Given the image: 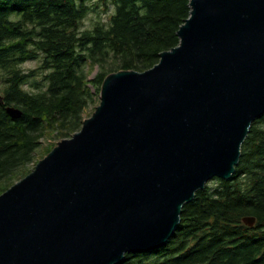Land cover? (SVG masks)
<instances>
[{
	"label": "water",
	"instance_id": "obj_1",
	"mask_svg": "<svg viewBox=\"0 0 264 264\" xmlns=\"http://www.w3.org/2000/svg\"><path fill=\"white\" fill-rule=\"evenodd\" d=\"M189 6L179 45L147 71L109 74L82 129L0 195V264L154 253L198 191L232 178L264 115V0Z\"/></svg>",
	"mask_w": 264,
	"mask_h": 264
},
{
	"label": "trees",
	"instance_id": "obj_2",
	"mask_svg": "<svg viewBox=\"0 0 264 264\" xmlns=\"http://www.w3.org/2000/svg\"><path fill=\"white\" fill-rule=\"evenodd\" d=\"M98 2L114 8L108 22L82 30L93 10L88 0H0V195L30 173L42 139L81 130L109 74L147 71L178 46L190 16L189 0ZM39 58L38 69H24ZM8 107L22 117L13 119ZM213 181L184 206L165 247L128 254L122 264H264V115L252 124L232 178ZM248 217L253 227L243 222Z\"/></svg>",
	"mask_w": 264,
	"mask_h": 264
},
{
	"label": "rangeland",
	"instance_id": "obj_3",
	"mask_svg": "<svg viewBox=\"0 0 264 264\" xmlns=\"http://www.w3.org/2000/svg\"><path fill=\"white\" fill-rule=\"evenodd\" d=\"M88 5L93 7V10L91 12H89V14L86 16V18L83 20L81 29L85 30V29H91L96 23L101 22V23H107L109 20V16L113 13L114 8L112 6H110V9L107 10V8L98 2V0H88ZM97 6V7H95ZM40 60L36 59V60H31L28 61L23 67L26 71H31V70H36L38 69L39 65H40ZM98 73V68H96L91 76H90V80L94 79V77L97 75ZM43 73L42 72H38L34 75V78L38 81L41 82L42 81V77H43ZM25 87H29V85L25 86ZM91 90L93 91L94 94H96V90L93 86H90ZM100 100L97 98L95 99V103L91 104L88 109L85 111L84 113V120H86L87 118L91 117L93 115V113L95 112L96 108L99 106ZM82 129V128H81ZM80 131V130H79ZM78 131V132H79ZM56 134L53 137H47L42 139V147L40 149V152H38V154L36 155V159L34 160L33 163H30L27 166L28 172H32L36 165L38 164V162L40 160H42L43 158H45L48 154L47 151L51 149V151L58 145L59 142L65 140V139H60L57 138ZM66 139H71V137L66 138ZM50 151V152H51ZM28 173V174H30ZM27 174V175H28ZM215 181H211L208 183V185L210 186H214L216 185V183H214Z\"/></svg>",
	"mask_w": 264,
	"mask_h": 264
}]
</instances>
